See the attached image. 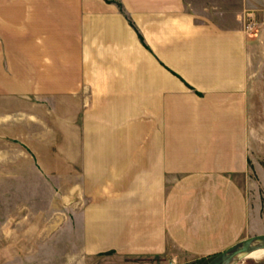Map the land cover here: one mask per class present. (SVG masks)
Instances as JSON below:
<instances>
[{
    "label": "crops",
    "instance_id": "0c3cea01",
    "mask_svg": "<svg viewBox=\"0 0 264 264\" xmlns=\"http://www.w3.org/2000/svg\"><path fill=\"white\" fill-rule=\"evenodd\" d=\"M263 50L264 0H0V175L56 179L54 203L19 212L50 226L1 252L183 264L253 234L241 176Z\"/></svg>",
    "mask_w": 264,
    "mask_h": 264
},
{
    "label": "rangeland",
    "instance_id": "374dc122",
    "mask_svg": "<svg viewBox=\"0 0 264 264\" xmlns=\"http://www.w3.org/2000/svg\"><path fill=\"white\" fill-rule=\"evenodd\" d=\"M253 27L249 28L248 31L257 35L263 28V26ZM250 70L252 77L250 78V109L247 116V125L252 148L250 160H248V174L242 175L241 178L246 182L247 195L250 197L252 205L255 206V231L253 234H257L263 233L264 231V50L262 52L258 51L256 59L251 63ZM33 129L36 133L44 132L47 133L46 135L51 133L50 130L45 131L43 126L36 123H34ZM50 135L55 140V133ZM35 145L40 146V143H35ZM53 145L55 146V144ZM9 177L7 175H0V264H15L24 261L37 264H58L62 261V258L55 252L52 253L51 250L48 253L32 255L31 260L30 258L27 260V257L23 254H9L8 250H5L7 251L6 253L1 252L2 248L7 246L10 241L6 237V234L10 231L24 230L25 227L32 225L50 226L48 223L41 222L39 217H35L34 215L33 218L31 216L24 218L23 221L25 222H23L21 221L22 216L19 214L20 211L45 209L48 204L50 206L52 202L54 203L53 200L55 199V192L50 190V186L47 185V182L53 183L56 181L55 176L21 175L15 176L11 180ZM10 182L20 184L16 191L7 190ZM25 183H29L28 189L24 188L23 184ZM32 184H36L37 187L34 188ZM10 199L11 201L9 202ZM16 221L17 223H15ZM211 257L213 256L196 259L183 264H190L192 262H196L194 264H200L205 260H209ZM263 259L264 256L247 258L239 264H250ZM199 261L201 262L198 263Z\"/></svg>",
    "mask_w": 264,
    "mask_h": 264
},
{
    "label": "water",
    "instance_id": "95a60500",
    "mask_svg": "<svg viewBox=\"0 0 264 264\" xmlns=\"http://www.w3.org/2000/svg\"><path fill=\"white\" fill-rule=\"evenodd\" d=\"M264 249V232L244 237L214 255L207 264H239Z\"/></svg>",
    "mask_w": 264,
    "mask_h": 264
},
{
    "label": "trees",
    "instance_id": "16d2710c",
    "mask_svg": "<svg viewBox=\"0 0 264 264\" xmlns=\"http://www.w3.org/2000/svg\"><path fill=\"white\" fill-rule=\"evenodd\" d=\"M212 258V257H211ZM210 258V259H211ZM209 259V260H210ZM209 260H205V261H203L202 263H200L201 261H199L198 263H200V264H207V262L209 261ZM194 263H196V262H192V263H190V264H194ZM250 264H264V259L263 260H260V261H258V262H254V263H250Z\"/></svg>",
    "mask_w": 264,
    "mask_h": 264
},
{
    "label": "bare ground",
    "instance_id": "6f19581e",
    "mask_svg": "<svg viewBox=\"0 0 264 264\" xmlns=\"http://www.w3.org/2000/svg\"><path fill=\"white\" fill-rule=\"evenodd\" d=\"M264 256V249L258 251L257 253H255L254 255H252V258H257V257H262Z\"/></svg>",
    "mask_w": 264,
    "mask_h": 264
}]
</instances>
